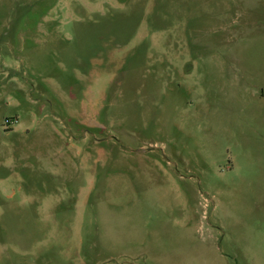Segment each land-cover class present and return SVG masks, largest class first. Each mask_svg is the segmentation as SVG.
I'll return each mask as SVG.
<instances>
[{"label":"rangeland","instance_id":"1","mask_svg":"<svg viewBox=\"0 0 264 264\" xmlns=\"http://www.w3.org/2000/svg\"><path fill=\"white\" fill-rule=\"evenodd\" d=\"M0 264H264V0H0Z\"/></svg>","mask_w":264,"mask_h":264}]
</instances>
